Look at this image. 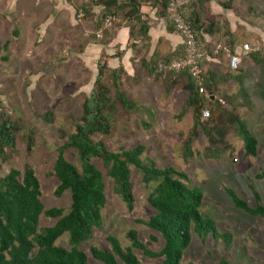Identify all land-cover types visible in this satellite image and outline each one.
<instances>
[{
	"label": "rangeland",
	"instance_id": "obj_1",
	"mask_svg": "<svg viewBox=\"0 0 264 264\" xmlns=\"http://www.w3.org/2000/svg\"><path fill=\"white\" fill-rule=\"evenodd\" d=\"M210 1L221 9V15L210 14L203 6L200 18L214 30L212 43H227L233 49L247 43L252 49L260 50L259 62L250 57L257 52L253 51L242 59L236 71H229L223 59L210 63L219 74L215 95L219 120L215 126L223 135L216 145L218 155L212 158L204 155L208 140L201 131L191 140L190 154L186 155L183 144L192 127L193 113L189 108L178 118L187 98L183 82L171 85L167 74L148 75L138 63L134 66L131 63L129 75H120L119 89L140 107L134 112L113 111L109 134H94L91 139L101 142L111 152L142 145L140 159L144 163L153 162L157 168L180 171L186 175L188 187L201 190L199 212L213 221L219 233H230L232 242L225 250L221 240L208 235L201 242L191 232L181 264H219L221 259L228 264H264L263 221L234 208L224 191L232 190L250 207L255 205V192L259 204L264 206V179L256 178L264 170V0H225L228 9L222 7L223 2ZM88 3L89 0H0V45L7 42L6 51L0 52V56H7L6 61L0 60V119L8 116L18 127L14 150L5 161H0V177L10 169L21 170L28 164L39 182L43 209L58 208L63 214L69 210L70 195L64 192L59 197L53 196L57 180L52 166L58 147L74 131L83 100L92 89L98 61L106 58L102 53L90 63L91 56L83 55L88 42L103 41L94 38L103 13H97L96 19L85 15L80 22L76 20L80 10L84 16ZM119 16L120 22L104 30L102 36L111 34L116 25L124 22L121 12ZM162 59L151 61L157 63ZM236 76L241 79L236 80ZM103 84L113 99L114 88L108 74ZM240 84L249 95L248 104L238 91ZM222 110L233 111L256 139L254 157L244 154L242 142L226 117L221 116ZM46 113L49 120L43 116ZM27 135L31 137L29 151L23 140ZM211 136L216 134L212 132ZM64 158L79 170L73 149H66ZM92 162L102 174L106 202L100 212L102 227L92 229L89 238L79 246L88 264H102L91 258L89 247L109 249L107 236L115 237L122 248L129 247L125 236L128 230H134L150 251L160 250L162 239L145 226L153 214L147 196L155 183L143 184L141 173L129 166L134 201L132 210L128 211L114 194L112 181L101 161ZM54 221L41 215L37 233L52 226ZM54 244L68 249L67 235L63 234ZM131 251L140 264H161L160 258H148L133 248Z\"/></svg>",
	"mask_w": 264,
	"mask_h": 264
},
{
	"label": "trees",
	"instance_id": "obj_2",
	"mask_svg": "<svg viewBox=\"0 0 264 264\" xmlns=\"http://www.w3.org/2000/svg\"><path fill=\"white\" fill-rule=\"evenodd\" d=\"M98 1L89 0L88 4H96ZM143 1L145 0H125L124 5L127 10L123 16L133 23L129 30L130 39L133 37L135 27L143 35L146 33L147 28L141 21L139 12L140 4ZM151 1L157 5L159 15L165 18L168 0ZM208 1L191 0L183 13L200 46L204 45V35L211 37L214 34V30L208 27L211 25H204V21L200 18V11ZM223 1L225 0L218 2ZM222 7L229 8L225 2L222 3ZM87 11L88 8L84 10L83 17L88 14ZM106 15L115 16L116 14L107 11L102 14L101 20ZM167 29L170 30L172 27L169 25ZM222 44L227 46L231 52L235 49L227 43ZM6 48L7 42L0 45V52L6 51ZM259 52L260 50L250 54L254 62H259ZM116 55L117 58L120 57L119 52H116ZM181 56L182 47L165 56L161 61H170ZM106 58L99 59L92 89L83 100L81 115L74 124V131L68 134L67 140L58 147L52 166L53 175L57 180L53 196L59 197L62 193L69 192L68 212L63 214L62 210L58 208L43 209L40 201L39 182L28 164H24L21 170L10 169L7 174L0 177V264H88L87 256L79 249V246L89 238L92 229L102 227L100 212L106 202L102 174L93 164V159L101 161L107 177L112 181L114 194L121 199L128 211L132 210L134 201L131 192L129 166L141 173L143 184L155 183L147 196L153 214L148 218L145 226L160 236L163 245L156 252L150 251L138 240L134 230H128L125 236L129 241V247L122 248L115 237L107 236L106 242L109 249L100 250L89 247V254L92 259L102 264H118V262L140 264L131 251L133 248L148 258H160L161 264H181L182 253L190 244L191 232L201 242H204L206 237L210 235L214 240H221L225 250L230 247L231 234L219 233L213 221L202 216L199 212L202 192L198 187L190 188L185 184L187 177L184 173L171 167L157 168L153 162L144 163L140 159L144 151L142 145L137 144L128 150L111 152L101 142L91 139L94 134H109L110 115L113 111L116 112L117 109H121L125 112H134L140 107L126 98L119 89V78L121 74L125 73L124 68L120 64L114 69L108 68ZM0 60L6 61L7 56H0ZM216 60L219 61L220 57L217 56ZM158 63L149 61L142 63V67L148 75L167 74L171 85L182 81V87L187 92V98L178 118L187 109L192 108V127L183 144L184 152L186 155L190 154L191 140L197 137L198 131H201L208 140V147L204 155L210 158L216 157L219 153L216 145L220 143V137L223 133L220 128L215 126L219 120L217 112L219 104L215 98L219 74L214 69L215 66L206 63L202 82L206 97L198 93L196 83L187 72H158L156 70ZM106 74L109 75L114 88L113 99L109 96L108 88L103 84V78ZM235 79L240 80L241 77L236 76ZM241 85L238 91L245 103L248 104L249 95ZM205 107L209 110V117L207 120H200V112ZM43 116L49 120L47 113ZM221 116L226 117L228 124L235 130L242 142L244 154L254 157L257 142L248 131L245 123L233 111L222 110ZM202 121L206 122L203 123ZM17 129L16 123L10 117L2 116L0 119V161H5L7 154L14 150ZM212 132L216 136H211ZM30 139L31 137L28 135L23 137L28 151ZM68 148L73 149L79 163V170L64 158V151ZM256 178L264 179V170L258 173ZM224 191L234 208L249 216L259 217L264 223V206L259 204V197L255 192H253L255 205L250 207L232 190L225 189ZM41 215L55 221L52 226L37 233ZM63 234L67 235L68 249L54 244ZM150 239L155 241L152 236ZM219 264H228V262L221 259Z\"/></svg>",
	"mask_w": 264,
	"mask_h": 264
},
{
	"label": "crops",
	"instance_id": "obj_3",
	"mask_svg": "<svg viewBox=\"0 0 264 264\" xmlns=\"http://www.w3.org/2000/svg\"><path fill=\"white\" fill-rule=\"evenodd\" d=\"M125 0H99L98 3H92L88 7L87 17L95 16L97 13L115 12V16L120 17V12L124 14L127 10L125 8ZM206 11L213 15H221V9L213 5L212 1L204 4ZM141 21L145 24L147 30L145 35L141 33L137 27L133 30V37L130 39L129 30L132 22L124 18V22L116 25L111 30V34H104L99 42H88L83 55L87 58L96 60L103 53L107 57V66L110 69L116 68L119 63L124 68L125 74L129 75L131 63H148L155 58H164L165 56L174 53L181 49V38L172 29L168 30L169 24L165 18L160 16L157 12V5H154L151 0L141 2L139 7ZM110 32V31H109ZM105 38V39H104ZM204 44L211 42V37L203 36ZM116 52L120 53V57H116ZM162 56V57H161ZM160 62V61H158Z\"/></svg>",
	"mask_w": 264,
	"mask_h": 264
},
{
	"label": "built area",
	"instance_id": "obj_4",
	"mask_svg": "<svg viewBox=\"0 0 264 264\" xmlns=\"http://www.w3.org/2000/svg\"><path fill=\"white\" fill-rule=\"evenodd\" d=\"M191 0H168L165 9V20L172 27L173 31L181 38L182 56L170 61H161L157 64L158 72H180L185 71L194 80L198 88V93L207 97L202 86L203 74L206 63L218 62L217 56L226 62L230 71H236L244 57L256 51L247 43H243L240 48L236 47L232 52L220 42H210L200 46L195 38L194 32L187 24L183 13ZM221 1V0H216ZM83 13L80 10L76 16L78 22L81 21ZM118 17L106 15L100 22V26L94 36L100 39L104 30H110L112 25L119 23ZM258 51V50H257ZM209 117L208 108H203L200 112V120H207Z\"/></svg>",
	"mask_w": 264,
	"mask_h": 264
}]
</instances>
